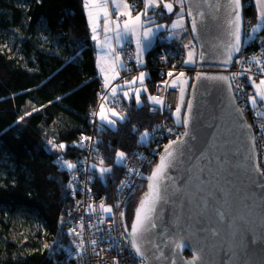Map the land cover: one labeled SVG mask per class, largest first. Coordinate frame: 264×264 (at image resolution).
Returning <instances> with one entry per match:
<instances>
[{"label":"trees","instance_id":"obj_1","mask_svg":"<svg viewBox=\"0 0 264 264\" xmlns=\"http://www.w3.org/2000/svg\"><path fill=\"white\" fill-rule=\"evenodd\" d=\"M127 1L138 11L143 4V0ZM244 7L245 18L255 27L259 22L255 0H244ZM253 34L256 41L250 49L264 51V24ZM0 35L15 50L11 54L0 49V264H82L74 256L75 241L65 230L75 202L70 170L63 166L70 162L78 168L87 162L83 150L88 139L81 141L91 136L92 113L105 85L96 68L85 5L83 0H0ZM161 43L145 54L149 95L161 80L157 74L162 68L183 66L185 53L179 44ZM151 103L146 96L141 106H130L134 111H129L122 127L98 131L106 162L113 168L107 183L113 196L109 200L115 198V187L124 177L122 166H117L121 164L116 161L117 152L136 149L139 135L160 122L149 114ZM50 141L66 148L57 150ZM97 177L94 189L99 187L104 194L100 190L105 186L99 185ZM144 184L124 205L129 220L146 189ZM12 211L39 218L50 233L44 249L26 253L24 249L33 243L23 241L22 232L16 242L4 231L11 224L4 218L14 217Z\"/></svg>","mask_w":264,"mask_h":264},{"label":"water","instance_id":"obj_2","mask_svg":"<svg viewBox=\"0 0 264 264\" xmlns=\"http://www.w3.org/2000/svg\"><path fill=\"white\" fill-rule=\"evenodd\" d=\"M215 2L184 0L188 29L196 42L198 53L196 76L187 100L193 104L187 129L184 125L187 103L182 122L184 132L187 130L190 135L184 138L185 144L178 146L183 151V157L168 170L165 202L157 206V228L150 233L154 243H161L170 238V233L179 231L181 236L186 237L184 248L173 255L162 244L164 255L157 258L159 253L145 242L144 259L147 264H171L173 260L176 264H185L192 260L194 248L197 247L203 250L204 264H264V187L259 184L264 178L259 177L255 170L252 127L235 101L233 87L229 89L226 83L219 80L197 79L198 74L230 77L229 70L240 54H236L233 62L227 65L222 63L218 55L217 46L226 39V28L223 13L210 7ZM164 3L173 4L171 13L163 7ZM241 4L244 29V0H241ZM189 6L200 7L208 13L195 34L191 30V18L187 16ZM162 9L165 17H168L175 12L176 7L172 1H164ZM201 49L205 50L203 61L199 60ZM144 133L137 140V147L141 149L148 147L149 135L143 138ZM162 155L164 152L157 159L150 175ZM149 183L146 179V189L137 209L149 193ZM218 210L225 213L223 221L217 215ZM213 231L219 234L213 235Z\"/></svg>","mask_w":264,"mask_h":264},{"label":"snow or ice","instance_id":"obj_3","mask_svg":"<svg viewBox=\"0 0 264 264\" xmlns=\"http://www.w3.org/2000/svg\"><path fill=\"white\" fill-rule=\"evenodd\" d=\"M114 2V0H113ZM177 4L180 5V14L178 17V20L172 24V29H181L183 30V21H184V0H176ZM206 2V0H205ZM144 3V9L142 12H137L135 17H132V9L130 5L126 2V0H122L121 3L116 4V8L118 9L117 16L115 20L111 19L108 4L109 0H86L85 7L89 8V18L90 22H93V40H97V26L95 24V21H98L101 18V15L104 20V31L105 33L114 32L116 40H122L124 36L132 35L135 37V43H136V49H137V55L136 59L139 62V57L142 54L145 44L144 41H150V39L154 36L155 30L153 27L148 26L152 23L150 18L148 17L149 10L159 8L161 5V0H143ZM259 3V17L258 21L259 23L251 29L252 33H255L256 31L260 30L261 25L264 24V0H258ZM163 7L171 13L173 11V4L172 3H164ZM214 9V11L218 13H223L225 18V28H226V39L222 41L220 45L217 46V52L218 55L222 58V63L225 65L230 64L233 62V58L236 54L240 53L243 47L244 38L249 35V33L245 32L243 29V22H242V16H241V9L242 4L241 0H216V2L212 5H210ZM122 9V10H120ZM187 16L191 18V30L192 33H197L199 31V24H203L205 22V19L208 16V13L205 11H202L200 7H192L189 6L187 9ZM121 17H125L121 23ZM160 27H163L161 25H156L155 29H159ZM195 38V37H194ZM105 43H107V39L105 40ZM191 46V47H190ZM184 47L186 49H190L187 52V60L185 63H196V50L195 45L192 44V41L190 40L187 44H184ZM115 55V61H119L121 58L118 53H115V50H112ZM262 57H264V53L261 54ZM205 59V50L201 49L199 52V60L203 61ZM252 60H255L258 65H261L260 71L264 73V60L257 59L256 57H253ZM114 61V65H115ZM239 62V61H237ZM249 64L251 65V60L249 61ZM251 68L245 69L244 71H250ZM112 71H116L115 66H113ZM242 74V73H241ZM173 74L170 72L168 73V76L171 77ZM144 74L141 73L140 77L138 79L143 81ZM184 73H180L179 77H183ZM214 79L219 80L228 85L229 89H232L233 85L231 84V80L235 79V74L232 77H226V76H218V77H209L204 74H198L197 79ZM251 79V78H250ZM132 84L135 83V80L130 82ZM177 83L176 80L173 81V86H175ZM186 83V81H185ZM255 84V81H253ZM105 87H107V78L105 80ZM195 87V85H193ZM238 87V86H237ZM257 93L254 96L249 97L251 102L253 104L256 103L257 96L261 100H264V79H261L259 81V85L257 86ZM119 89L117 87H112L110 89V94L112 97H115L118 94ZM183 92L184 89L181 88V100L183 102ZM123 96L125 98L129 97V92H124ZM104 101L108 99L107 96L102 98ZM153 103L156 104H162V100L158 97H150L149 98ZM136 100L139 102V92L136 93ZM193 104L192 101L189 100L187 102V115L184 119V125L187 129V126L190 122V116L192 112ZM104 104L102 103L100 106V111L98 113L100 120L104 121L105 123L109 125H113L115 123L114 120L107 118L104 115ZM180 107L178 106L176 108V113L179 114ZM112 116H117L118 114L115 111H111ZM123 119V117H120ZM23 119V118H21ZM171 132L172 130L169 129ZM148 133L143 134V138L148 137ZM190 133L189 131H185L182 136L177 135L176 139L171 140L167 146H165L164 155L161 156L160 162L157 165V167L153 170L151 175L147 177V179L150 181L148 184L149 193L146 194L145 200L141 201L140 208L137 209L135 221L131 226V230L129 231L127 227L125 226V233H127V237L129 239V243L131 245V248L134 250V252L141 258L143 261L146 256V250H145V242H147L148 245H152L155 248V252L159 253V257H163V247L161 246L166 245L169 248V251L176 255L184 248V239L186 237L181 236L180 232L177 231L176 233H170V238L161 241V243H154L150 239V233L153 229L157 228V223L155 220L156 210L157 206L161 204L162 202H165V195L167 193V184L165 181L169 179L168 176V170L170 168L175 167L176 163L183 157V151L178 147L179 145H183L186 143L185 137H189ZM89 138H83L81 141V144H83L84 140H87ZM52 144L53 148H56L58 150H64L66 148V145L59 144L56 145ZM117 163L123 164L125 160V153L124 152H118L116 154ZM100 164L103 165V160L100 161ZM66 167L69 170H73L76 168V165L73 163H66ZM256 172L259 174V177L264 178V170H262L259 165L255 166ZM110 168H104L100 167V173L103 175L106 172H110ZM203 171V169L201 170ZM261 187H264V180H261L259 182ZM90 191V189H88ZM209 195L211 196L212 193L210 192ZM150 198V199H149ZM147 203V207H145V204ZM89 208L92 209V205H89ZM100 210L106 214H110L112 212L111 207H105L103 204L99 206ZM94 211V209H92ZM121 216H123V213H120ZM217 215L221 221L225 219V213L222 211H217ZM100 223H104V221H100ZM80 227H84L83 224L80 225ZM70 234L74 235H80V233L76 232L75 229L70 230ZM213 235H218L219 233L217 231H213ZM124 235V233H122ZM93 245L97 243V241L93 240L91 242ZM76 252L78 255L83 253V241H81L80 244L76 245ZM155 255V253H154ZM171 264H176V261L173 260ZM185 264H204L203 262V250L201 248H194V255L192 260L186 261Z\"/></svg>","mask_w":264,"mask_h":264},{"label":"built area","instance_id":"obj_4","mask_svg":"<svg viewBox=\"0 0 264 264\" xmlns=\"http://www.w3.org/2000/svg\"><path fill=\"white\" fill-rule=\"evenodd\" d=\"M115 11L113 14H111V19H115ZM124 18H121L123 20ZM189 31V30H188ZM187 32V31H186ZM245 32L249 33L247 37L244 38V43L242 50L240 54L235 59L231 69L229 70L230 76L232 77L235 74V79L231 80V83L233 85V94L236 100V103L240 106L241 110L243 111V114L245 115L248 124L252 127L253 136H254V146H255V157H256V165H259V167L264 170V118L262 117V113H264V103L259 101L258 96L256 103L253 104L249 97L256 95V93L253 90V87H251V82L253 81V77H258L260 73V68L256 66L257 63L255 60H252L253 57H256L257 59H264L260 54L258 55L255 50L250 49V47L255 43L254 39L252 41L247 40L249 37H253L252 31L246 30ZM190 37L186 36V39L188 41H192V44H194L192 36L190 31L187 33ZM166 39V38H165ZM160 39V42L167 41V39ZM247 40V41H246ZM115 53H118L120 58L122 59L124 63V67L126 70H135L138 71V67L136 66V60L134 55V49L132 45H127L126 47H116ZM186 55V53H185ZM251 60V65L249 64V61ZM239 61V62H237ZM123 67V68H124ZM175 67V66H174ZM179 66L180 71L185 72V69L183 70ZM251 68L250 71H244L245 69ZM119 73V83L126 79V75L122 72V68L118 66L117 68ZM170 69L168 68H162L161 69V79L160 82L157 84L156 92L153 94V97H158L161 100H167V102L170 103V107L167 105H164L167 110L164 108L161 113V108H158V106L151 104L152 113L153 114H159L161 117H164L165 119L163 121L157 122L155 126L149 131V139H148V147L145 149L136 148L134 149L133 158L124 161L123 165V174L124 177L122 178L121 182L118 184V187L115 189L114 196L112 200L115 202H109V196L105 194H100L99 190L90 189L87 185H90L89 183V176L86 175L84 178V182H80L82 178V174L78 180H76L75 176L71 175V182L69 184L70 191L72 192L71 198H74V210L73 213L70 212V217L66 220L70 222H75L77 219L76 216L80 213H85L86 217L88 215L89 223H92L94 221L95 230L93 231L92 235L85 236L83 239L85 240V244L83 245V253L82 256L84 257V260L81 259L82 264H147L146 260H141L140 257L137 256V254L134 252V250L131 248V245L129 243V239L127 237V234L125 233V229L123 228V224L127 227V229H130V223L128 224L125 219V210L126 206H124L127 202V197H131L130 194H126L125 189L130 186L134 189H138V192L143 188L144 180H143V171L146 169V164L151 163V161H154L158 156L161 154L162 150L165 149V146L169 144L171 140L176 139L177 135H181L184 133V129L180 126V122L176 119L173 121V117L175 116V105L177 102V96L176 92L177 90L170 87L168 84L171 81V77H166V74L168 75ZM176 74H180L179 72L175 71ZM196 70L194 69L193 73H190L192 76V80H194L196 74ZM242 73V74H241ZM186 75H188L187 72H185ZM251 78V79H250ZM251 80V81H249ZM238 86V87H237ZM103 91L99 93V99L103 97L105 94L109 92V89L103 87ZM104 103L102 100L99 101L98 106L92 113V119L91 122L94 124H97L100 126V130L104 129L106 127L104 124L100 123L98 121V108L99 105ZM155 104V103H154ZM165 104V103H164ZM113 106H116V102L112 103ZM149 107V108H150ZM163 107V106H161ZM160 112V113H159ZM151 114V115H153ZM154 116V115H153ZM98 130L92 131L91 136L88 137V146H86L83 150V156H85L87 148L90 151H94V155L91 156L89 152L86 155L87 162H82L80 165L84 170L83 164L89 165L91 163V160L93 158L94 161H99L100 156L102 155L103 148H99L100 144L99 141V135ZM106 129V128H105ZM104 129V130H105ZM169 129L172 131L170 132ZM166 130L168 134H166ZM136 154V156H135ZM135 156V159H134ZM139 159V162L137 160ZM155 164V163H154ZM156 166V165H155ZM91 166H88V169H90ZM152 170V169H151ZM150 170V171H151ZM84 173V172H82ZM78 181V186L81 185L82 188L85 189V193H87V197L93 198L89 204H95L97 201H99V206L103 204L105 207H112L115 211H117L116 215L113 213L112 217H103L102 211L99 208V211H94V213H86L85 207L83 209L79 208L78 200L80 197V192L77 191V187H75L76 182ZM73 186V187H72ZM96 188V187H95ZM90 189V191L88 190ZM83 195V194H82ZM81 205H84V202L80 203ZM98 206V207H99ZM84 211V212H83ZM92 212V211H91ZM120 213H123V216L121 217ZM124 218V222H123ZM81 223L84 222L82 218H80ZM104 221V223H100V221ZM124 233V235H122ZM70 234V233H69ZM71 239L75 241V247L79 243H81L80 238L77 239V237H74L73 234H70ZM74 237V238H73ZM95 240L97 243L93 245L91 242ZM100 240V241H99ZM88 242V243H87ZM121 254H123L121 256ZM81 254L80 257L82 258ZM121 256V257H120Z\"/></svg>","mask_w":264,"mask_h":264},{"label":"rangeland","instance_id":"obj_5","mask_svg":"<svg viewBox=\"0 0 264 264\" xmlns=\"http://www.w3.org/2000/svg\"><path fill=\"white\" fill-rule=\"evenodd\" d=\"M164 1H172L175 4V7H176L175 12L173 14H171L170 16H168L169 19L168 18L161 19V16L162 15L165 16V11H163V9H162V3ZM121 2H122V0H121ZM121 2H117V4H119ZM256 2L257 1L255 0V3ZM127 3L130 5V7L132 9V17L133 18L135 17V15L137 14V12H142L143 9H144V3L142 4V6H141V8H140L139 11H138V9H136V6L134 7L128 1H127ZM111 4H112L111 3V0H109L108 9H109L110 16H111V14L114 13V11H116L115 10L116 4H115V8H113V5H111ZM256 6H257V4H256ZM120 10H122V9H120ZM117 11H118V9H117ZM179 14H180V5L177 4L176 0H161V5H160L159 8H155V9L149 10V13H148V17L147 18H150V20L152 21V23L150 25H148V26H151V27L154 28L155 34L150 39V41H144L145 51L141 54V58L139 59V62L137 61L136 56H135V60H136L135 61L136 62L135 64L138 67V71H135V70L132 71V69L131 70H128V69L126 70V68L123 66L124 68H122V72L124 73V75H126V77H127L126 79L122 80L120 83L110 84L107 87H105V85H103L105 88L109 89V92L103 96V97L107 96L108 99L106 101H104L102 99L103 97H101L99 100H102L104 102L103 104L108 107V109L110 110V112L111 111H115L118 114L117 116H112L111 113L109 112L110 113V118L112 120H114L115 123L111 126V128L104 127V129L106 128L105 131H111L112 129L113 130H116L119 127H122L123 123L126 122V119H127L126 117L129 114V111L130 110L131 111L132 110L134 111V109H131L132 104H134L135 107H139V106H141L144 103L146 96H149V98L150 97H153V94L156 92V88H157L156 86H157V84L155 86L156 88H155V91L153 92V94L149 95V85H148V82L150 80L146 79L147 76H146L145 70L148 71V69L145 68L146 67L145 66V62H146L145 61V57H146L145 54L148 51H150L157 43L162 45V43L160 42V39H165V38L167 40H169V41L174 40L175 42H177L179 44L181 50L183 51V53H186L185 57L183 58V61L181 62V64H183V67H181V68L183 70L185 69V72H187L188 75H186L185 72L180 71L179 68H177V67H173V68L168 67V69H170L169 73L171 72L173 74L171 76V81L169 82L168 85L170 87H172L173 89L177 90V92H176L177 102H176L175 107L176 108L178 106L180 107L179 114L176 113V108H175V113H174L175 116L173 118L175 120L177 119L180 123L182 122L183 115H184V110L186 109L185 106H186L187 100L189 98L188 94H189L190 89L192 87V82L194 81V80L191 81L192 76H191L190 73H193L194 72V67H195L196 63H185V61L188 58L187 57V52L190 50V49H186L184 47V44H187L189 42L186 39V36L188 35L187 33L189 32L188 31L189 30L188 29V21H187L186 16H185L186 13L184 12L183 30H181V29L173 30L172 27H171L172 24L178 20ZM121 21H123V20H121ZM156 25H161L163 27H160L159 29H155V26ZM252 27L253 26L251 25V20L249 18H246L245 27H244L245 31L248 30L250 32L251 29H252ZM163 31L165 32V34L162 33ZM159 34H160V36L156 38V36L159 35ZM129 37L130 38H129L128 42L125 44V47L127 45H129V44L132 45L133 43H135V37L132 36V35H129ZM187 37H190V36L188 35ZM253 39H254V41L256 40L254 35H253V37L247 38V40H250V41H252ZM132 41H133V43H132ZM254 41H252V42H254ZM193 45H195L196 59H197L198 53H197V48H196V42H194ZM116 47L117 46L114 47V50H115ZM13 48H14L13 44L10 43L7 39H5L4 37H2L0 35V49L3 50V51H5V52H9V53L12 54V52L15 51ZM98 51L100 52V55H99L98 58H106L107 59V57L103 55V53H102L101 50H98ZM256 52H257L258 55L259 54L261 55L262 53H264L263 50H258ZM112 55L115 58L114 53H112ZM262 60H264V59L262 58ZM256 66L258 67V69L261 67V65H258V64ZM174 70L177 71V72H179V73H181V72L184 73V76L183 77H179L178 74L175 75ZM141 73L144 74L143 81L142 82H141L140 79H138L140 77V74ZM131 76H132V78L133 77L134 78L131 79ZM157 76L162 77L161 76V71L158 72ZM166 77H168L167 74H166ZM261 79H264V73H260L258 75V77L257 76L256 77H253V81H255V84L253 83V81L250 83L251 84V87H253V90H254L255 93H257V90H258L257 89V86L259 85V81ZM134 80H135V83L134 84L130 83V82H132ZM174 80L177 81V83H176L175 86H173V81ZM185 81H186V83H185ZM249 81H251V80H249ZM151 83H152V81H151ZM112 87H117L119 89L118 94L115 97H112L111 94H110V89ZM181 88L184 89V92H183V102L181 100ZM124 92H129V97L128 98H125L123 96V93ZM137 92H139V102H137V100H136V93ZM258 99H259L260 102L262 101L264 103V100H261L259 98V96H258ZM114 101H118V106H113L112 105V103ZM162 102H163L162 104H156V103L154 104L152 102L153 105H154V107L155 106H158V108H161V113L159 112L161 115H162V110L164 108L167 110V108L164 105H167L168 107H170V103L167 102V100H162ZM100 106H101V104L99 105V108H98L99 111H100ZM161 106H163V107H161ZM154 107H150L149 108V114L150 113L153 114L151 108L154 109ZM153 115H156L157 117H159L158 119H160V121H163L165 119L164 117H161L159 114H153ZM121 116L123 117V119L120 118ZM98 117H99V115H98ZM166 134H168L167 130H166ZM99 144H101V143H99ZM136 147H137V143H136ZM99 148L101 149V148H103V146H100ZM164 150H162L161 154L164 152ZM88 152H89V154H91V156L95 154L94 151L92 152L88 148H87L86 153H84V154L88 155L87 154ZM124 153H125V160L124 161L126 162L127 160L133 158L134 149H131V150H129L127 152H124ZM86 155H85V157H86ZM135 156H136V154H135ZM135 156H134V159H135ZM159 156H158V158H159ZM101 160H103V165L100 164V161ZM106 161L107 160L105 158V153H104V150H103L102 155L100 156V160L99 161H94L93 158H92L91 163L89 165L84 164L85 165L84 166V170H83L82 167H78V168L74 169L73 171L70 170L69 175L70 176L71 175L72 176H75L76 180H78L81 177L79 175L82 174V178H81V181H80L81 183L84 182V178L86 177V175H88L89 178H90L89 179L90 185H87V186L90 189H92V191L95 188L94 185L97 186V184H96V175H98L97 179H99L98 180L99 181V185L102 186V187H104V186L107 187V183L109 182L110 176H111L109 174H112L113 173V168L111 167V165H108ZM116 161H117V159H116ZM138 162H139V159L137 160L136 163H138ZM68 163H70V162H68ZM154 163H155V161H151V163L146 164V167H149V168H146L143 171V180H144L145 183H146L147 177L150 174L149 171L155 167V165H156L157 162L155 164ZM62 166H63V164H62ZM88 166H91V168L88 169ZM112 166H114V164ZM117 166H122L123 167V165H121V164H119V165L117 164ZM64 167H66V166H63V169H65ZM100 167L110 168L111 171L110 172H106L103 175H101V173H100ZM122 167H119V168H121L122 171H123V168ZM95 171H99V174H94ZM82 172H84V173H82ZM110 182H112V181H110ZM75 187H77V191L80 192V196H79L80 198L78 199V200H80V201H78L79 208L80 209H83L85 207V209H86L85 212L86 213H94V211H99V207H98L99 204H100L99 201H97V203H95V204H91L92 205V209H94V211H93L92 209L88 208V204H89V202L93 198L87 197V193H85V189L82 188L81 185L78 186V181L76 182ZM105 187H104V189L102 188V190H100V191L101 192H105V194L108 195V196H110V197H113V196H111L112 194L110 193L111 191L109 190V186L107 188H105ZM117 187H118V185L115 187V189ZM98 190H99V187H98ZM96 192H97V194L99 193L98 191H96ZM144 192H145V190L142 191V194ZM129 199H130V197L129 198L127 197L126 202H128ZM138 201H139V199H138ZM81 202H84V205H81L80 204ZM109 202H112L113 203L115 201L114 200H110ZM113 213L116 215V213H117L116 209H115V211L112 210V212H111L110 215H108V214L105 213V215H106L105 217H112L113 216ZM12 215L14 217H11V218L5 217L4 218V221L11 222V224L9 223V227L6 228L4 231L5 232L7 231L9 233V236L14 241H16V242L17 241L20 242L19 241L20 240V237H21L20 232H22L23 235H24L23 236V241H28V242H32L33 243V245H30L29 248H25L24 249L26 253H31L32 254V252H35L38 249H44L46 247V245H47V242L46 241H47L50 233H49V231L46 230V228L44 227V225L42 223L38 222L37 219H39V218L35 214L33 216L31 214L29 215L27 213H22L20 211L19 212L18 211L17 212H13L12 211ZM125 217H127V214L125 215ZM80 218H82L84 220V222L81 223V220H79ZM75 219H77L75 222H70L68 220L65 221V230L67 231L68 236L70 237V234H69L70 233V230L71 229H75L76 232L80 233V235H74L73 234L74 237H77V239L80 238V240L83 241V245H84L85 244V240L83 238L85 236L92 235L93 234V231L95 230L94 229L95 228L94 221L88 225L89 219H88V215L86 217L85 213H83L81 215L79 213L76 216ZM131 221L132 220H130V222ZM127 223L129 224V221ZM81 224H83L84 227H80ZM0 229L3 230V227L0 226ZM70 238H72V237H70ZM122 255L123 254H121V256ZM74 256H76L78 262H81V259L84 260V257L82 256V254H81L82 258L80 257V255L77 254V252H76V254H74Z\"/></svg>","mask_w":264,"mask_h":264},{"label":"crops","instance_id":"obj_6","mask_svg":"<svg viewBox=\"0 0 264 264\" xmlns=\"http://www.w3.org/2000/svg\"><path fill=\"white\" fill-rule=\"evenodd\" d=\"M256 4H257V7L259 8V3H258V0H256ZM101 2H103V0H101ZM117 2H121V0H111V5H113V8H115V4H117ZM86 3V0H83V4L85 5ZM86 8V7H85ZM89 8H86V12H87V15H88V23L90 25V29H91V36L93 37V31H92V27H93V22H90V18H89ZM115 19H116V16H117V9L115 8ZM259 12H260V8H259ZM132 14V13H131ZM121 18H124V17H121ZM122 23V21H121ZM95 24L97 26V40H93L92 39V42H93V47L95 48V57H96V68L99 72V75L100 77L102 78V81L103 83L105 84V80L107 78V86L110 85V84H116V83H119V73H118V70H117V67H121L123 68L124 66V63L122 61V59H120L119 61H115V58L114 56L112 55L113 53V49L115 46H117L118 48L119 47H125V44L128 42L129 40V35L127 36H124L122 40H116L115 38V34L114 32H109V33H105L104 31V20H103V17L101 15V18L98 20V21H95ZM159 35L156 36L159 37ZM107 39V43H105V40ZM133 40V39H132ZM133 43V41H132ZM133 49H134V55L136 56L137 55V49H136V44L133 43ZM98 50H101L103 55L107 57L106 58H98L99 55H100V52ZM145 51V47H144V50L143 52ZM142 52V53H143ZM98 54V55H97ZM141 58V55L139 57V59ZM114 61H115V65H114ZM101 63V64H100ZM113 66H115V69L116 71H112V68ZM146 72V79L149 77V71L145 70ZM133 76V75H132ZM131 76V79H133ZM121 96V95H120ZM151 102V101H150ZM104 115L111 119L110 118V110L108 109V107L106 105H104ZM110 112V113H109ZM98 120L100 121V123L104 124L105 122L100 120V118L98 117ZM107 124V123H105ZM108 126H111L112 125H109L107 124Z\"/></svg>","mask_w":264,"mask_h":264},{"label":"bare ground","instance_id":"obj_7","mask_svg":"<svg viewBox=\"0 0 264 264\" xmlns=\"http://www.w3.org/2000/svg\"><path fill=\"white\" fill-rule=\"evenodd\" d=\"M99 104V103H98ZM98 106V105H97ZM95 109H96V107H95ZM99 111V110H98ZM99 121V120H98ZM104 125L106 126V127H108V128H110L107 124H105L104 123ZM100 128V126L99 125H97V124H94V123H92V127H91V132L92 131H96V130H98ZM122 174H123V172H121ZM123 176H124V174H123ZM122 176V177H123ZM125 192H126V194H130L131 195V197H133V196H137V194L139 193L138 192V189H134V188H132V187H130V186H128L126 189H125ZM140 199H141V197L139 198V201H140ZM138 201V202H139ZM134 218V217H133ZM133 220V219H132ZM125 221L126 222H128L129 221V223L131 224V222H130V220H129V218H127L126 217V219H125Z\"/></svg>","mask_w":264,"mask_h":264}]
</instances>
